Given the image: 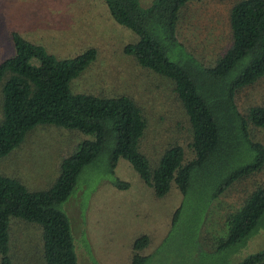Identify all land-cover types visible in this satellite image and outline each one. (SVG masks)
Returning a JSON list of instances; mask_svg holds the SVG:
<instances>
[{
    "label": "trees",
    "instance_id": "16d2710c",
    "mask_svg": "<svg viewBox=\"0 0 264 264\" xmlns=\"http://www.w3.org/2000/svg\"><path fill=\"white\" fill-rule=\"evenodd\" d=\"M112 19L135 35L122 51L135 63L167 77L188 122L186 156L175 140L153 163L139 150L146 125L141 108L125 94L75 92L69 81L95 57L88 46L70 57H57L10 31L13 51L0 59V156L8 153L37 124L76 129L83 138L58 163V173L47 188L28 189L13 176L0 174V264H12L8 254V220L22 218L39 227L40 264H77L70 221L61 207L77 182L83 166L100 153L107 154L111 169L126 159L156 196L173 182L185 197L196 187V198L210 201L237 178L259 171L264 165V144L254 139L249 126L264 127V104H250L240 111L235 102L238 88L264 75V0H235L228 9L226 46L210 63H204L177 39L181 7L190 0H103ZM34 58L35 64L29 60ZM50 75L47 81L41 72ZM125 187L127 182H115ZM179 205L170 218L172 225ZM264 215V183L249 188L242 202L228 211L226 233L216 248L242 247ZM149 241L146 233L131 243L130 264L144 257L137 251ZM14 264H16L14 262ZM234 264H264V246Z\"/></svg>",
    "mask_w": 264,
    "mask_h": 264
},
{
    "label": "rangeland",
    "instance_id": "374dc122",
    "mask_svg": "<svg viewBox=\"0 0 264 264\" xmlns=\"http://www.w3.org/2000/svg\"><path fill=\"white\" fill-rule=\"evenodd\" d=\"M138 1L148 6L152 0ZM233 1L190 0L179 11L177 39L204 63H210L229 41L227 17ZM13 29L57 57H70L93 46L94 59L70 79V89L130 96L145 118L139 150L149 163L174 140L190 155L188 122L171 82L122 51L135 35L112 19L103 0H0V59L13 51ZM29 61L35 64L36 60ZM40 69L49 81L48 70ZM235 102L240 111L250 104H264V75L238 88ZM249 130L264 144V127L249 126ZM83 138L91 135L53 124L34 125L18 145L0 156V174L15 177L28 189L47 188L58 173L60 159ZM117 181L127 185L117 187ZM260 182L264 183V165L237 178L210 201L197 199L201 191L196 187L184 197L173 182L165 194L156 196L126 159L118 158L109 169L107 154L102 152L83 166L61 207L70 221L77 264H130L131 243L139 233H146L149 241L137 251L144 255L138 264H234L264 246V225L242 247L217 249V239L226 233L223 217ZM259 220L264 223V215ZM8 234L12 264H40L41 241L35 223L10 217Z\"/></svg>",
    "mask_w": 264,
    "mask_h": 264
}]
</instances>
